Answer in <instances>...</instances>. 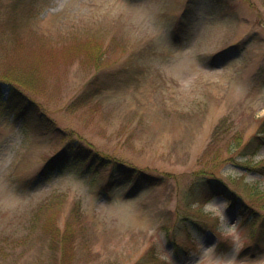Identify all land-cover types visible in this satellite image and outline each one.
I'll use <instances>...</instances> for the list:
<instances>
[{
    "label": "rangeland",
    "instance_id": "1",
    "mask_svg": "<svg viewBox=\"0 0 264 264\" xmlns=\"http://www.w3.org/2000/svg\"><path fill=\"white\" fill-rule=\"evenodd\" d=\"M0 74L62 131L4 86L0 264H133L150 249L156 264H264V145L243 149L264 119V0H0ZM97 75L108 85L83 97ZM68 142L156 179L109 185L111 163L87 173L75 149L40 179ZM201 172L259 221L221 197L189 207Z\"/></svg>",
    "mask_w": 264,
    "mask_h": 264
},
{
    "label": "trees",
    "instance_id": "2",
    "mask_svg": "<svg viewBox=\"0 0 264 264\" xmlns=\"http://www.w3.org/2000/svg\"><path fill=\"white\" fill-rule=\"evenodd\" d=\"M183 38H181L182 40ZM101 56L95 57V62L99 64V68H96V72L100 73L105 66H101L102 60ZM101 60V61H100ZM214 60H216L214 58ZM95 63V64H96ZM217 63V62H216ZM217 64H213L212 66H216ZM103 73V72H102ZM108 77L105 76L103 79L97 76H94L87 82V87L84 92L83 97H92L95 94H98L100 91H102L106 85H108ZM8 89V95L6 101H14L19 106V112L23 113V116H27L31 118L35 124L41 125L44 128H53L52 123L48 119L44 117V113H42L41 109L38 108L36 102H33V99L30 98L25 92H29L32 90H29L30 88H26L23 84V80L18 79L14 76L10 75H3L0 74V87ZM28 90V91H27ZM2 97H0L1 99ZM84 100V99H83ZM80 102L78 105H82V100H79ZM57 132L61 133L62 131L60 129H55ZM67 137L65 136V139ZM232 144L239 147L242 143V137L239 133H235L232 137ZM264 145V119L262 120V123L260 124V128L258 132L254 135H252L246 144L243 146L244 148H247L248 150L252 149L253 151H256L259 147ZM75 149L78 152H81L84 156L83 158L86 159V164L84 165L85 172H90L93 168L96 167H102L107 166L106 163H111L112 168L110 166L111 171L113 170L116 173V177H111L108 181L109 185L111 183H131L132 184V191L139 187L140 185L152 183L156 178L143 174L142 172L131 168L129 166H125L122 164H117L115 162H106L108 160L101 157L97 152H93L90 149L84 150L82 146H80L78 149L73 147V144L71 142L65 143L62 150L58 151L56 155H54L52 158H50L46 164L43 166L41 171L37 174V176L40 179L46 178L50 173L54 171H61L65 168L66 164V155L67 153ZM201 177H197L196 180H194L188 188V193L185 196V199L187 203L189 204V207L192 203H202L203 201H208L209 199L213 197H221L225 200L226 205H228L229 208H237L238 214L243 218H253L251 222V226H254L257 221H259V216L256 215V211H254L253 206L249 203H247L244 199V197L237 191L233 190L231 187L228 186L225 182L215 179L211 176V174H206L201 172ZM244 187L249 186L248 183H242ZM249 189H252L251 191L254 193H257L253 191L254 189L249 187ZM256 195V194H255ZM261 199H263V205H264V197L261 196ZM185 219H188L187 217ZM191 219V218H189ZM264 221L262 220V223ZM263 227V226H262ZM177 242L174 241V245ZM157 258V254L153 249L148 250L145 252L140 258H138L133 264H156L155 260ZM158 264H168L165 260H160Z\"/></svg>",
    "mask_w": 264,
    "mask_h": 264
},
{
    "label": "snow or ice",
    "instance_id": "3",
    "mask_svg": "<svg viewBox=\"0 0 264 264\" xmlns=\"http://www.w3.org/2000/svg\"><path fill=\"white\" fill-rule=\"evenodd\" d=\"M3 95H4V89L0 87V97H3Z\"/></svg>",
    "mask_w": 264,
    "mask_h": 264
}]
</instances>
